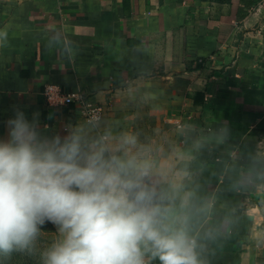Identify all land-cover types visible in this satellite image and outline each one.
<instances>
[{
    "label": "crops",
    "instance_id": "obj_1",
    "mask_svg": "<svg viewBox=\"0 0 264 264\" xmlns=\"http://www.w3.org/2000/svg\"><path fill=\"white\" fill-rule=\"evenodd\" d=\"M5 31L0 139L17 109L49 137H134L161 224L198 264H264V0H0ZM48 83L105 116L50 105Z\"/></svg>",
    "mask_w": 264,
    "mask_h": 264
},
{
    "label": "clouds",
    "instance_id": "obj_2",
    "mask_svg": "<svg viewBox=\"0 0 264 264\" xmlns=\"http://www.w3.org/2000/svg\"><path fill=\"white\" fill-rule=\"evenodd\" d=\"M0 35L6 36L5 32ZM0 139V253L31 252L42 227L59 239L42 264H144L145 249L160 264H198L183 230L161 224L145 183L149 163L134 137L112 145L82 127L46 136L38 114L15 111Z\"/></svg>",
    "mask_w": 264,
    "mask_h": 264
},
{
    "label": "built area",
    "instance_id": "obj_3",
    "mask_svg": "<svg viewBox=\"0 0 264 264\" xmlns=\"http://www.w3.org/2000/svg\"><path fill=\"white\" fill-rule=\"evenodd\" d=\"M43 94L50 105H78L81 116L88 122H98L107 112L104 105L89 100V98L80 91H66L57 84H45L43 87ZM144 264L158 263L144 257Z\"/></svg>",
    "mask_w": 264,
    "mask_h": 264
},
{
    "label": "trees",
    "instance_id": "obj_4",
    "mask_svg": "<svg viewBox=\"0 0 264 264\" xmlns=\"http://www.w3.org/2000/svg\"><path fill=\"white\" fill-rule=\"evenodd\" d=\"M43 232L45 233V236L40 234L41 241L43 242L45 239L43 245H37L35 242L31 252H13L10 255H4L0 253V261H2L3 264H42V258H40L38 261H35L33 257L34 255H36L37 248H41V252L43 253L59 239L58 232L55 229L54 225L51 223H47L42 227L40 233ZM49 239L51 241V244L48 243ZM47 243L49 244V246L46 245Z\"/></svg>",
    "mask_w": 264,
    "mask_h": 264
},
{
    "label": "rangeland",
    "instance_id": "obj_5",
    "mask_svg": "<svg viewBox=\"0 0 264 264\" xmlns=\"http://www.w3.org/2000/svg\"><path fill=\"white\" fill-rule=\"evenodd\" d=\"M136 145H137V147H142L144 144H136ZM40 234H42L43 236H45V233L44 232L43 233H40ZM44 241H45V239H44ZM44 241L43 242L41 241V238H40V235H39L38 238H37V240H36V244L37 245H43L44 244ZM48 243L51 244L50 239L48 240ZM48 243L46 245L49 246ZM41 254H42L41 248L38 247L37 250H36V255L33 256L34 257V260L35 261H38L40 258H42ZM0 264H3V262L0 261Z\"/></svg>",
    "mask_w": 264,
    "mask_h": 264
}]
</instances>
